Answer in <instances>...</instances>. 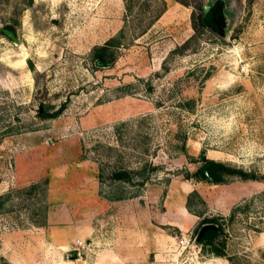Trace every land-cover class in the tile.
Instances as JSON below:
<instances>
[{"label":"rangeland","instance_id":"1","mask_svg":"<svg viewBox=\"0 0 264 264\" xmlns=\"http://www.w3.org/2000/svg\"><path fill=\"white\" fill-rule=\"evenodd\" d=\"M127 4L0 0V264H264V0ZM213 216L227 256L194 231Z\"/></svg>","mask_w":264,"mask_h":264},{"label":"trees","instance_id":"2","mask_svg":"<svg viewBox=\"0 0 264 264\" xmlns=\"http://www.w3.org/2000/svg\"><path fill=\"white\" fill-rule=\"evenodd\" d=\"M127 7L130 10L132 8L131 0H127ZM222 14L221 2L217 1L208 6L200 7V11L195 16V28H207L213 31L219 32L221 30L219 18ZM11 30H15L13 27H8ZM123 33L122 30L117 35L111 37L105 44L97 46L93 49L92 56L96 65H108L112 64L114 60V50L121 47L123 44ZM194 37V36H193ZM66 104H63L58 110L53 113H47L43 111V107L39 109L40 114L49 115L56 117L63 112ZM204 164L197 171V178L205 180L211 183H223L226 182L227 176L229 175H240L244 179L255 178L254 174H251L243 169L234 168L224 162H219L213 159L204 157ZM209 165L207 171L204 169L205 165ZM116 179L123 181H132V177L127 171H117L114 173ZM2 199V198H0ZM187 207L190 209L191 205ZM235 212V211H234ZM203 224L214 223L218 226L217 229H208L199 240L200 244L203 245L209 253L217 256H227L226 244L221 241V237L225 233V228L220 223L219 216L206 217L202 221Z\"/></svg>","mask_w":264,"mask_h":264},{"label":"water","instance_id":"3","mask_svg":"<svg viewBox=\"0 0 264 264\" xmlns=\"http://www.w3.org/2000/svg\"><path fill=\"white\" fill-rule=\"evenodd\" d=\"M4 33L6 35H8L11 39H13L14 41L16 42H19V38L17 37L16 33L11 30V29H8V28H5L3 29ZM208 164L205 165L204 169L207 171L208 169ZM218 226L214 223H206V224H203L202 221L194 228V231H199V234H198V240L201 239V237L204 235V233L208 230V229H217ZM78 255V250L75 249L73 250V256L74 257H77Z\"/></svg>","mask_w":264,"mask_h":264},{"label":"bare ground","instance_id":"4","mask_svg":"<svg viewBox=\"0 0 264 264\" xmlns=\"http://www.w3.org/2000/svg\"><path fill=\"white\" fill-rule=\"evenodd\" d=\"M26 52V51H25ZM29 52V51H28ZM23 61H24V59H23ZM17 63V62H16Z\"/></svg>","mask_w":264,"mask_h":264}]
</instances>
